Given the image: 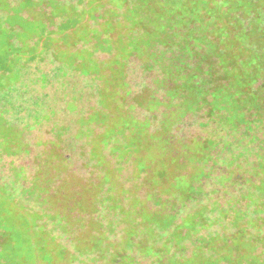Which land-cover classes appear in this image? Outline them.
Segmentation results:
<instances>
[{
    "label": "rangeland",
    "instance_id": "obj_1",
    "mask_svg": "<svg viewBox=\"0 0 264 264\" xmlns=\"http://www.w3.org/2000/svg\"><path fill=\"white\" fill-rule=\"evenodd\" d=\"M242 1L0 0V264H264V123L178 112L145 45L172 26L178 52L228 55L173 83L251 85L264 9L235 3L264 0Z\"/></svg>",
    "mask_w": 264,
    "mask_h": 264
},
{
    "label": "trees",
    "instance_id": "obj_2",
    "mask_svg": "<svg viewBox=\"0 0 264 264\" xmlns=\"http://www.w3.org/2000/svg\"><path fill=\"white\" fill-rule=\"evenodd\" d=\"M239 1H242V0H239ZM235 5H236L235 10L237 11V15L239 16H242V15L244 16L245 14H251L254 17L256 16L259 18L261 17V14H260L261 10L264 9V7L259 5L258 3L255 5L256 7L255 6L247 7V6H244L242 3H235ZM172 7H173L172 4H167V5L162 6V8H172ZM167 14L168 13H165V11H162V15H160L161 20H162L161 24L166 23ZM144 15H145V21H147V18L153 15V13L150 12V7L145 8ZM171 27L169 26L168 31L164 30V33H165L164 35H161L158 33L151 34L148 37L146 41L147 43L145 45H147V47H150L151 49L150 53L153 55L149 59L147 66L148 67H152L154 65L160 66L164 70L165 76L161 77L160 81H165L164 83L165 90L171 89V94L173 96V99L174 98L175 100H177L178 98L181 99V101L178 102L177 111L182 112L183 110L188 109V108L195 109L197 107L204 108L206 106H209V108L214 112L212 117H215L218 114V110H220L221 112L220 117L222 119H229V118L233 119L234 124H236L235 130L236 129L238 130V128H242L241 121L243 120H247L248 122L250 120L254 122L255 128L258 129L261 123H264V34L259 35L260 41L257 42V45H250V44L246 45V46H251L253 50H255V53L252 52L248 54L243 51L242 53L243 55L240 56V59L243 56H246L247 58H249L247 59V61L253 62L255 64L254 67H256L255 70L258 71V74H257V77L253 78L254 79L252 81L253 83L251 82L250 83L251 85H248V83L245 80L246 78L240 75L241 83L239 85L227 86L220 90H217L216 93H213L214 86H211V85L204 86V87H196V85L185 86L182 84L173 83L171 77H174L175 74L177 73L188 75V73H190L193 70V68L197 66L198 68L202 70V72L206 68H208L207 70L213 68L215 69V72H217V74L221 75L224 73V70L220 62L228 59L227 58L228 55H226V51L221 50L220 48L221 51H219L218 53L216 52L210 53L207 61H199L190 54H184V53L178 52L179 47H182V45L180 44L179 39L173 38L170 35ZM175 29L177 30L179 28L175 27ZM150 30L152 31L153 28ZM241 32L245 36L250 37V35H248L246 32L244 31H241ZM203 37L207 39L206 36H203ZM213 40L216 41L217 40L216 37L213 36ZM246 46L243 49H245ZM141 47H142V44L138 41L134 44L133 51L141 50ZM160 51H163L165 53L161 54ZM168 51L169 52L177 51L178 55L174 57L172 56V54L170 55L169 53H167ZM223 55H225L226 58L222 57ZM160 56L162 57L161 60L159 59ZM219 57L221 58V61H219ZM228 61L225 62L226 68L230 67L228 65L230 64V62ZM180 70H183V71H180ZM84 71H88V70L85 69ZM233 76H235V73H233ZM255 83H258V84L256 85ZM241 98H245V99L242 100ZM248 108L256 110V111L255 110L252 111L251 117H248L246 114V109ZM35 110H38V109H35ZM41 111L42 113H44L45 108L39 110V112ZM230 111L234 112V114L237 112L243 113V118L241 119V121H237L235 116L229 117ZM35 113L37 114V112ZM173 138H177V135L174 134L172 137L168 136L166 140L168 142H173ZM191 193L192 194L196 193V188H194V186H193ZM260 261L261 260L259 259L258 256L256 257V256L250 255L246 260H241V262L234 263V264H259ZM182 264H191V260H187L183 262ZM205 264H213V262L211 260H206Z\"/></svg>",
    "mask_w": 264,
    "mask_h": 264
}]
</instances>
